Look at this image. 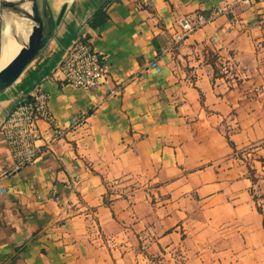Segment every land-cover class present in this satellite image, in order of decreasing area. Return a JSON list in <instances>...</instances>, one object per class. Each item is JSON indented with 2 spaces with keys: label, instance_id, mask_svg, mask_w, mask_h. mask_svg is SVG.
Returning a JSON list of instances; mask_svg holds the SVG:
<instances>
[{
  "label": "crops",
  "instance_id": "0c3cea01",
  "mask_svg": "<svg viewBox=\"0 0 264 264\" xmlns=\"http://www.w3.org/2000/svg\"><path fill=\"white\" fill-rule=\"evenodd\" d=\"M232 1H71L0 93V124L40 86L61 125L87 122L49 148L41 121V154L16 172L0 130V264H264V0L172 46L176 18ZM100 9L106 21L90 25ZM81 34L110 72L93 91L53 78Z\"/></svg>",
  "mask_w": 264,
  "mask_h": 264
},
{
  "label": "built area",
  "instance_id": "2783aa9c",
  "mask_svg": "<svg viewBox=\"0 0 264 264\" xmlns=\"http://www.w3.org/2000/svg\"><path fill=\"white\" fill-rule=\"evenodd\" d=\"M236 3L250 6L253 4V0L225 2L210 15L196 13L176 18L173 24L172 46L183 42L195 30L215 20L218 15L232 10ZM212 39L216 41L218 38L213 36ZM149 67L159 70L158 60H153ZM109 77V68L103 55L97 51L91 40L82 34L67 50L53 75V78L61 83L71 84L87 91H93L101 84L107 83ZM130 79H134V76ZM119 90L120 86L114 87L110 94L118 93ZM49 102V91L45 86H40L31 95L22 97L1 122L0 130L4 135L13 161L12 171L21 170L40 156L41 148L38 142L42 137L41 121L48 122L53 129V137L47 142L49 148L68 130L86 124L87 112H82L72 116L67 125H61L52 114ZM68 172L70 173L69 170ZM78 182V177L72 176L65 182L63 188L54 185L51 190V198L59 200L64 191L73 188Z\"/></svg>",
  "mask_w": 264,
  "mask_h": 264
},
{
  "label": "water",
  "instance_id": "95a60500",
  "mask_svg": "<svg viewBox=\"0 0 264 264\" xmlns=\"http://www.w3.org/2000/svg\"><path fill=\"white\" fill-rule=\"evenodd\" d=\"M49 1L50 0H0V93L11 87L21 78L33 60L53 39L61 20L41 12L43 4ZM71 1L72 0H63L60 4L62 9L67 8ZM10 17L16 22L21 21V19H27L31 21V24H27L28 29L26 28L25 31L29 30V33L27 40H24V38L16 34L14 29L16 24L19 25L20 23L13 22L11 26V30L13 31L12 35L21 47L18 53L2 67L1 56L3 37L8 26L7 19ZM73 43L68 46L67 50ZM19 100L20 99H17L13 103V106L17 104Z\"/></svg>",
  "mask_w": 264,
  "mask_h": 264
},
{
  "label": "bare ground",
  "instance_id": "6f19581e",
  "mask_svg": "<svg viewBox=\"0 0 264 264\" xmlns=\"http://www.w3.org/2000/svg\"><path fill=\"white\" fill-rule=\"evenodd\" d=\"M62 0H50L48 3L43 4L41 8V12L45 15L52 16L55 19L63 20L65 13L67 11V8L62 9L60 2ZM60 8V9H59ZM55 9H59V12L56 14ZM8 26L4 32L3 37V47H2V56H1V66H5L19 51L21 45L18 44L13 37L11 30V26L13 25V22H16L12 17L7 19ZM16 23H20L19 25L16 24L15 32L18 36L21 38H24V40H27V36L29 33V30L25 31V29H28L27 24H31L30 20L27 19H21V21H18ZM13 29V30H14Z\"/></svg>",
  "mask_w": 264,
  "mask_h": 264
},
{
  "label": "trees",
  "instance_id": "16d2710c",
  "mask_svg": "<svg viewBox=\"0 0 264 264\" xmlns=\"http://www.w3.org/2000/svg\"><path fill=\"white\" fill-rule=\"evenodd\" d=\"M107 17H108V14H107L106 10L100 9L99 11H97L94 14L93 18L90 21V25H92V26L100 25L101 23L106 21Z\"/></svg>",
  "mask_w": 264,
  "mask_h": 264
},
{
  "label": "rangeland",
  "instance_id": "374dc122",
  "mask_svg": "<svg viewBox=\"0 0 264 264\" xmlns=\"http://www.w3.org/2000/svg\"><path fill=\"white\" fill-rule=\"evenodd\" d=\"M60 9V8H59ZM59 9H55V13L57 14L59 12Z\"/></svg>",
  "mask_w": 264,
  "mask_h": 264
}]
</instances>
